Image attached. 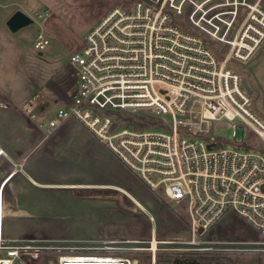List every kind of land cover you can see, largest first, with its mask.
<instances>
[{"label":"built area","instance_id":"1","mask_svg":"<svg viewBox=\"0 0 264 264\" xmlns=\"http://www.w3.org/2000/svg\"><path fill=\"white\" fill-rule=\"evenodd\" d=\"M263 43L264 0H133L112 9L71 57L75 93L55 84L66 99L50 85L61 106L46 136L69 118L80 121L151 190L163 187L170 200L184 204L192 236L158 240L153 229L148 242L11 238L0 205V264L45 258L54 264H133L129 251L149 252L152 264L161 253L172 262L186 255L264 254V146L251 147L244 136L238 141L242 129L264 145V123L231 67L250 61ZM48 44L39 35L35 47ZM24 113L35 120L32 107ZM119 114L155 124L121 126ZM225 121L233 130L232 147L213 135L212 126ZM230 212L259 238L199 240Z\"/></svg>","mask_w":264,"mask_h":264},{"label":"rangeland","instance_id":"2","mask_svg":"<svg viewBox=\"0 0 264 264\" xmlns=\"http://www.w3.org/2000/svg\"><path fill=\"white\" fill-rule=\"evenodd\" d=\"M132 2L0 0V147L9 146L10 152L0 158V191L3 182L13 176L3 195V229L7 237L148 242L154 229L158 240L191 238V221L184 204L170 200L163 187L151 190L107 147L106 141H100L80 121L69 118L46 136L48 122L61 106L50 85L66 99L64 92L75 93L78 82L71 57L82 50L85 35L103 17ZM17 11L34 22L13 32L7 21ZM39 35L49 41L44 50L35 47ZM231 67L247 80L252 108L264 123V43L250 61L232 63ZM33 99L36 103L30 106ZM27 107H32L34 121L24 113ZM40 124L42 129L38 128ZM212 130L223 146L232 147L235 138L228 122L217 123ZM243 136L251 147L258 143L264 146L239 129L238 141ZM88 140L91 145L86 150ZM17 149L22 154L15 153ZM21 157H26L24 172H20ZM198 238L244 241L259 237L242 217L230 212ZM129 254L133 264H152L149 252ZM226 257L239 264H264V254ZM157 258L158 264L173 263L162 253ZM38 264L54 262L45 258Z\"/></svg>","mask_w":264,"mask_h":264},{"label":"trees","instance_id":"3","mask_svg":"<svg viewBox=\"0 0 264 264\" xmlns=\"http://www.w3.org/2000/svg\"><path fill=\"white\" fill-rule=\"evenodd\" d=\"M128 114H119L117 115V119L119 121V124L122 125H136L138 128H146L148 125H154L155 123H152V119H142L139 120L140 123L141 121L143 122L142 124L139 125V121L137 122L136 119L129 118L127 116ZM177 257L174 259L172 264H239L236 260L227 258L226 256H191V255H186ZM261 264V263H258Z\"/></svg>","mask_w":264,"mask_h":264},{"label":"water","instance_id":"4","mask_svg":"<svg viewBox=\"0 0 264 264\" xmlns=\"http://www.w3.org/2000/svg\"><path fill=\"white\" fill-rule=\"evenodd\" d=\"M33 22V19L29 15L22 11H17L8 19L7 25L13 32H18L19 30L31 25ZM243 84L246 90L251 94L252 90L246 79H244ZM202 232L203 229H200L199 233Z\"/></svg>","mask_w":264,"mask_h":264},{"label":"crops","instance_id":"5","mask_svg":"<svg viewBox=\"0 0 264 264\" xmlns=\"http://www.w3.org/2000/svg\"><path fill=\"white\" fill-rule=\"evenodd\" d=\"M55 100V99H54ZM56 102H57V100H55ZM32 120V119H31ZM51 120V119H50ZM32 121H34V120H32ZM39 128V127H38ZM88 142H89V144L85 147V149L87 150L88 148L87 147H89L90 145H91V143H90V141L88 140ZM8 144H9V142H8ZM14 144H16V143H14ZM92 144H94V143H92ZM11 147V146H10ZM8 148H9V146H8ZM8 148L6 147V146H1L0 147V149L1 150H3V151H1L0 152V158L2 157V156H8L9 154H10V152L8 151ZM11 148H13V147H11ZM18 153L19 155H20V151H18V149L15 151V153ZM22 154V153H21ZM22 158V161L20 162V163H22V166H21V170H20V172H24L25 170H24V163H25V160H26V157H21ZM13 178V176L11 177V175L3 182V185H2V191H0V205H1V208H2V214L4 215V199H3V195H4V190H5V187H6V185H8V183H9V181L11 180ZM121 191H123V190H121ZM125 194H127L128 196H130V197H132L131 195H129V193H127L126 191H123ZM133 201H135L137 204H139L140 205V203L139 202H137L136 200H135V198H131Z\"/></svg>","mask_w":264,"mask_h":264},{"label":"flooded vegetation","instance_id":"6","mask_svg":"<svg viewBox=\"0 0 264 264\" xmlns=\"http://www.w3.org/2000/svg\"><path fill=\"white\" fill-rule=\"evenodd\" d=\"M251 59H252V58H251ZM251 59H250V60H251Z\"/></svg>","mask_w":264,"mask_h":264}]
</instances>
